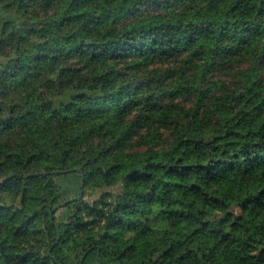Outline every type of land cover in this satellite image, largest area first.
Segmentation results:
<instances>
[{
  "label": "trees",
  "instance_id": "1",
  "mask_svg": "<svg viewBox=\"0 0 264 264\" xmlns=\"http://www.w3.org/2000/svg\"><path fill=\"white\" fill-rule=\"evenodd\" d=\"M0 264H264V0H0Z\"/></svg>",
  "mask_w": 264,
  "mask_h": 264
},
{
  "label": "water",
  "instance_id": "2",
  "mask_svg": "<svg viewBox=\"0 0 264 264\" xmlns=\"http://www.w3.org/2000/svg\"><path fill=\"white\" fill-rule=\"evenodd\" d=\"M6 181V180H5ZM22 200V199H21Z\"/></svg>",
  "mask_w": 264,
  "mask_h": 264
}]
</instances>
